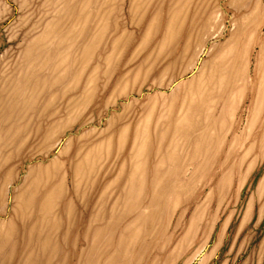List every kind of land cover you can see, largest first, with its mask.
<instances>
[{
	"label": "rangeland",
	"instance_id": "374dc122",
	"mask_svg": "<svg viewBox=\"0 0 264 264\" xmlns=\"http://www.w3.org/2000/svg\"><path fill=\"white\" fill-rule=\"evenodd\" d=\"M0 264H264V0H0Z\"/></svg>",
	"mask_w": 264,
	"mask_h": 264
}]
</instances>
